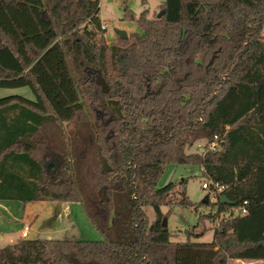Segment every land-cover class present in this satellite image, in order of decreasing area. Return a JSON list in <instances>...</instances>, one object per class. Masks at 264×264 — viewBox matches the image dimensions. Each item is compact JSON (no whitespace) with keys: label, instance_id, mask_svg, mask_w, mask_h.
I'll return each mask as SVG.
<instances>
[{"label":"trees","instance_id":"1","mask_svg":"<svg viewBox=\"0 0 264 264\" xmlns=\"http://www.w3.org/2000/svg\"><path fill=\"white\" fill-rule=\"evenodd\" d=\"M99 10L0 0V88L35 95L0 97V200L80 202L104 235L27 236L0 247V264L264 260V0H164L162 17L126 8L142 31L110 42ZM199 142L218 147L186 151ZM88 155L106 197L84 182ZM169 164L198 166L208 195L224 186L200 202L218 205L199 216L215 222L212 241L171 239L162 205H198L187 180L158 185ZM245 201L247 213L220 216Z\"/></svg>","mask_w":264,"mask_h":264},{"label":"rangeland","instance_id":"2","mask_svg":"<svg viewBox=\"0 0 264 264\" xmlns=\"http://www.w3.org/2000/svg\"><path fill=\"white\" fill-rule=\"evenodd\" d=\"M99 18L106 24L105 37L110 42L117 39L115 28L131 32H141V28L135 19L126 15V8L138 17L146 10L149 16L161 11L164 0H99ZM264 40V26L262 30ZM11 94H19L29 99L35 95L29 87L0 88V97ZM186 151H201L197 144L187 146ZM83 178L88 186H93V192L102 193L106 197L105 189L96 188L98 184L97 168L93 159L88 155L84 162ZM94 166H93V164ZM187 180L186 189L190 200L198 205V210L191 207H175L170 210L167 205H162V211L166 214L167 224L174 241H185L190 237L192 241L210 242L215 233V222L206 219L203 223L199 221L201 214L218 211L217 204H200L208 195L209 190L203 187L207 181L198 166L189 165H167L165 171L158 180L159 186L169 182H180ZM178 190V186L175 187ZM98 195V196H99ZM212 200V194L209 195ZM0 204V247L8 243H14L22 237V231L27 230L28 238H53V239H76L99 241L104 235L98 231L88 218L80 202H67L59 200H39L22 202L18 200H1ZM148 220L151 222L156 218L155 211L151 206H144ZM206 228L204 235H200ZM189 231L193 234L189 235ZM261 264V263H257Z\"/></svg>","mask_w":264,"mask_h":264},{"label":"built area","instance_id":"3","mask_svg":"<svg viewBox=\"0 0 264 264\" xmlns=\"http://www.w3.org/2000/svg\"><path fill=\"white\" fill-rule=\"evenodd\" d=\"M104 28H107L106 24H104ZM217 147H218V143H216V142H212L208 146L205 143H203V142L197 143V148L201 150L200 152L208 150V149H212L213 150V149H216ZM203 187L206 188V189H210L211 188V182L209 180L204 181L203 182ZM214 188H215V190H213V193H210L213 196L212 200L210 199L211 201H216L217 200L218 194L224 188V186H218V184H216V185H214ZM247 203L248 202L245 201L243 205H240V206L234 207L232 209L226 210L224 212H221L220 216L223 219H227V218H231V217H234V216L243 215V214L247 213V211H248ZM27 236H28V231L24 230L22 232V237L25 238Z\"/></svg>","mask_w":264,"mask_h":264},{"label":"water","instance_id":"4","mask_svg":"<svg viewBox=\"0 0 264 264\" xmlns=\"http://www.w3.org/2000/svg\"><path fill=\"white\" fill-rule=\"evenodd\" d=\"M163 14H164V11L161 10L157 15H158V17H162ZM115 32L122 39H128L129 38V34H128L127 30H125V29L115 28ZM202 201L204 203H208L209 202V195H207ZM221 202L226 203V204H230V205L235 204V202L229 200L226 195L221 196ZM164 224H166V219H164Z\"/></svg>","mask_w":264,"mask_h":264},{"label":"crops","instance_id":"5","mask_svg":"<svg viewBox=\"0 0 264 264\" xmlns=\"http://www.w3.org/2000/svg\"><path fill=\"white\" fill-rule=\"evenodd\" d=\"M1 201V200H0ZM0 206H3L0 204ZM1 216V214H0ZM24 231V230H23ZM22 231V232H23ZM29 233V232H28ZM29 235V234H28ZM29 237V236H28ZM2 238V235H0V239ZM261 263L264 264V260H253V261H246V260H241V259H231L229 261V264H257Z\"/></svg>","mask_w":264,"mask_h":264}]
</instances>
